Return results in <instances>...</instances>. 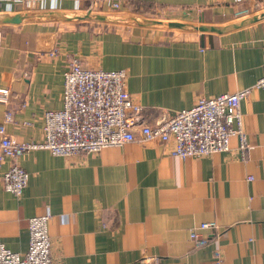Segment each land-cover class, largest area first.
<instances>
[{
    "label": "crops",
    "instance_id": "crops-1",
    "mask_svg": "<svg viewBox=\"0 0 264 264\" xmlns=\"http://www.w3.org/2000/svg\"><path fill=\"white\" fill-rule=\"evenodd\" d=\"M262 14L264 0H0V89L10 90L0 124L12 110L7 132L41 142L45 113L63 108L73 60L126 70L144 124L251 88L264 76ZM13 18L22 21L6 23ZM241 110L245 153L236 136L228 152L186 159L159 142L71 157L33 150L18 160L30 176L20 198L4 188L6 159L0 242L26 253L30 218L50 214L54 264H264V88ZM211 221L219 233L203 232L210 241L196 247L190 230Z\"/></svg>",
    "mask_w": 264,
    "mask_h": 264
},
{
    "label": "built area",
    "instance_id": "built-area-1",
    "mask_svg": "<svg viewBox=\"0 0 264 264\" xmlns=\"http://www.w3.org/2000/svg\"><path fill=\"white\" fill-rule=\"evenodd\" d=\"M105 0H93L94 6ZM120 9L119 3H112ZM248 10L237 15L248 14ZM264 59V53H263ZM64 105L61 110L44 115V138L41 142L20 143L7 132L6 125L14 121L8 110L0 124V168L6 159L12 160L3 174L6 191L20 198L28 186L29 174L18 160L33 150H48L55 156L99 154L111 146L139 141L169 145V154L186 159L228 152L236 136L243 153L248 150L247 135L241 106L252 89L264 88V76L251 88L225 93L211 98H199L190 109L173 114L163 112L154 123L144 124L138 117L142 106L127 91L126 70L86 68L73 60L65 73ZM10 90L0 89V103L8 104ZM253 180L252 177L248 178ZM51 215L34 216L29 220L30 242L24 254L15 253L0 242V264H54L50 236ZM219 233L216 221L203 222L190 230V239L200 248L208 245L203 232ZM219 263L222 252L215 254ZM151 264H159L153 261Z\"/></svg>",
    "mask_w": 264,
    "mask_h": 264
},
{
    "label": "water",
    "instance_id": "water-1",
    "mask_svg": "<svg viewBox=\"0 0 264 264\" xmlns=\"http://www.w3.org/2000/svg\"><path fill=\"white\" fill-rule=\"evenodd\" d=\"M261 16H264V14H262ZM97 20H101V21H107L108 19L102 16H96L95 17ZM93 19V17L90 15L87 16H76L72 19H68V20H76V21H85V20H91ZM22 20L20 18H13V19H9L6 21V23H13V24H18L20 23ZM171 27H182L184 25L179 24V23H171L169 24ZM197 30L200 31H207V30H212V28H205V27H201V28H197Z\"/></svg>",
    "mask_w": 264,
    "mask_h": 264
}]
</instances>
